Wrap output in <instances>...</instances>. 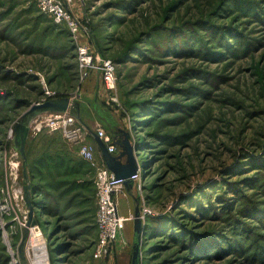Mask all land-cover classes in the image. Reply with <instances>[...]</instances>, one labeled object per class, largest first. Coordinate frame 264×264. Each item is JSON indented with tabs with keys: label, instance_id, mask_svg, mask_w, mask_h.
Returning <instances> with one entry per match:
<instances>
[{
	"label": "rangeland",
	"instance_id": "rangeland-1",
	"mask_svg": "<svg viewBox=\"0 0 264 264\" xmlns=\"http://www.w3.org/2000/svg\"><path fill=\"white\" fill-rule=\"evenodd\" d=\"M68 6L76 34L34 0H0V264H38L43 253L47 264H131L136 213L141 264H264V0ZM79 44L116 61V104L98 70L81 66ZM59 96L80 103L89 143L99 148L100 127L113 141L129 136L138 163L116 197L125 239L102 258L96 168L62 130L30 131L36 230L22 244L29 209L13 129Z\"/></svg>",
	"mask_w": 264,
	"mask_h": 264
},
{
	"label": "built area",
	"instance_id": "built-area-1",
	"mask_svg": "<svg viewBox=\"0 0 264 264\" xmlns=\"http://www.w3.org/2000/svg\"><path fill=\"white\" fill-rule=\"evenodd\" d=\"M72 0H35L40 12L51 16L55 22L63 25L73 34L81 29V21L69 8ZM78 57L81 66L96 68L100 74L104 87L113 95L110 102L116 104L118 97L114 94L118 83L117 63L109 58H95L89 47L85 44L78 45ZM80 120L71 112L57 113L47 112L35 119L30 124V130L34 134L48 129L50 132L62 130L69 141L78 144V153L87 162L96 168L94 185L97 194L96 224L98 227V239L94 248V257L102 258L108 255L117 245V242L125 239V229L129 218L120 212L117 195L126 187L122 179H117L115 174L107 167L102 157L98 155L99 148L87 141L85 128ZM95 135L100 137L108 146L111 153L118 152V146L111 136L103 129L98 128ZM138 172L132 176L133 180L139 178ZM36 227L30 228V235L35 234Z\"/></svg>",
	"mask_w": 264,
	"mask_h": 264
},
{
	"label": "water",
	"instance_id": "water-1",
	"mask_svg": "<svg viewBox=\"0 0 264 264\" xmlns=\"http://www.w3.org/2000/svg\"><path fill=\"white\" fill-rule=\"evenodd\" d=\"M80 103L73 102L69 96L53 97L42 102L32 104L27 111H25L20 119L15 123L13 129L12 145L20 153L22 158V169L24 178V199L29 209V222L24 228V236L22 244L27 240L30 226L36 225V220L33 218V204L31 198V186L27 183L28 180V155H27V141L30 135V124L36 117L47 113L57 112L65 113L71 112L80 118ZM96 140L100 150L101 157L107 167L115 174L117 179H122L127 188L134 184L132 178L139 168L133 154V147L129 136L123 139H116L114 142L119 148L117 154L111 153L108 150L107 144L96 135ZM142 221L139 214L136 213L134 239L132 247V261L131 264H141L142 256Z\"/></svg>",
	"mask_w": 264,
	"mask_h": 264
},
{
	"label": "bare ground",
	"instance_id": "bare-ground-1",
	"mask_svg": "<svg viewBox=\"0 0 264 264\" xmlns=\"http://www.w3.org/2000/svg\"><path fill=\"white\" fill-rule=\"evenodd\" d=\"M31 235H34V234H31ZM35 236V235H34ZM32 237V236H31ZM42 248V247H41ZM43 249V248H42ZM46 255H45V253H43V255H42V259L41 258H38L37 259V262H38V264H40V262H41V264H47V261H46Z\"/></svg>",
	"mask_w": 264,
	"mask_h": 264
},
{
	"label": "trees",
	"instance_id": "trees-1",
	"mask_svg": "<svg viewBox=\"0 0 264 264\" xmlns=\"http://www.w3.org/2000/svg\"><path fill=\"white\" fill-rule=\"evenodd\" d=\"M34 1H35V0H34ZM35 3H36V2H35ZM48 16H49V15H48ZM65 28H66V27H65ZM115 62H116V61H115ZM59 97H62V96H59ZM27 143H28V141H27ZM27 155H28V154H27ZM33 188H34V190H36L35 186H33ZM33 188H32V189H33ZM36 193H37V191H36ZM33 201H34V203H35L37 200L34 199Z\"/></svg>",
	"mask_w": 264,
	"mask_h": 264
},
{
	"label": "crops",
	"instance_id": "crops-1",
	"mask_svg": "<svg viewBox=\"0 0 264 264\" xmlns=\"http://www.w3.org/2000/svg\"><path fill=\"white\" fill-rule=\"evenodd\" d=\"M78 119L80 120V119H81V117H80V118H78ZM95 139H96V135H95ZM118 152H119V149H118ZM118 152H117V153H118ZM117 153H116V154H117ZM120 212H121V211H120ZM121 214H122V215H124L122 212H121Z\"/></svg>",
	"mask_w": 264,
	"mask_h": 264
}]
</instances>
